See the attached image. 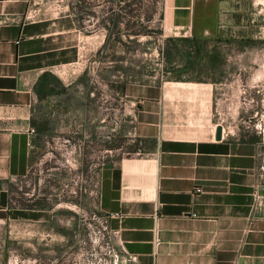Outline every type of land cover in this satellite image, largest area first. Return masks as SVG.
Returning <instances> with one entry per match:
<instances>
[{
	"label": "crops",
	"instance_id": "1",
	"mask_svg": "<svg viewBox=\"0 0 264 264\" xmlns=\"http://www.w3.org/2000/svg\"><path fill=\"white\" fill-rule=\"evenodd\" d=\"M219 2L165 1L163 23L176 31L164 37L210 38L207 9ZM33 3L39 11L27 18ZM82 18L55 14L42 0H0V264H72L77 224H62L58 205L38 193L14 191L49 136L106 153L98 210L118 214L109 229L138 264H264V137L216 112L212 80L124 82L118 69L115 80H83L81 52L102 53L105 34L86 32ZM111 82L120 100L137 105L133 114L94 110L108 101Z\"/></svg>",
	"mask_w": 264,
	"mask_h": 264
},
{
	"label": "rangeland",
	"instance_id": "2",
	"mask_svg": "<svg viewBox=\"0 0 264 264\" xmlns=\"http://www.w3.org/2000/svg\"><path fill=\"white\" fill-rule=\"evenodd\" d=\"M165 1L170 0H42V3L47 10H76L83 17L86 32L93 29L105 34L102 53L91 55L85 49L81 52L83 64L79 68L88 71L81 77L83 80L93 74L95 80L108 74L115 80L111 77L115 69L123 73L120 80L124 82L142 83L164 77L212 80L218 83L214 95L216 112L232 115L235 130L264 137V0H220L218 6L208 8V14H212L207 20L211 36L205 39L204 47L216 51L208 55L204 49L199 59L193 57V64L179 55L167 61L161 52L167 38L164 34L176 31L163 23ZM116 14L120 15L118 27L111 29ZM230 50V58L217 55ZM180 60L187 63L182 69L175 66ZM116 85L111 82L108 101L101 108L95 103L94 110L104 115L133 114L137 105L131 104L128 97L120 100ZM66 139L70 142L69 137ZM44 141L31 155L27 176L15 181V193H38L47 205H58L62 224H77V249L72 264H111V254L118 250L96 198L97 172L108 156L101 147L85 153L76 145L74 148L55 145L50 136Z\"/></svg>",
	"mask_w": 264,
	"mask_h": 264
},
{
	"label": "trees",
	"instance_id": "3",
	"mask_svg": "<svg viewBox=\"0 0 264 264\" xmlns=\"http://www.w3.org/2000/svg\"><path fill=\"white\" fill-rule=\"evenodd\" d=\"M127 6L129 5L127 4ZM123 10H126V6L123 7ZM119 18L120 15L116 14L111 21V29H116L118 27ZM135 34H138V32ZM105 43L106 39L103 45ZM205 43V39H199L195 37H167L166 39H164V44L161 52L165 54L167 61H172L175 55H179L185 57L187 63H193V57L197 59L200 54H203ZM166 45H168L169 48L166 47Z\"/></svg>",
	"mask_w": 264,
	"mask_h": 264
},
{
	"label": "built area",
	"instance_id": "4",
	"mask_svg": "<svg viewBox=\"0 0 264 264\" xmlns=\"http://www.w3.org/2000/svg\"><path fill=\"white\" fill-rule=\"evenodd\" d=\"M34 6H31L27 13L29 16H26L27 18H31L33 16H35L37 13H38V8L35 6L36 4H32ZM47 9V8H46ZM55 14H58V13H61L63 12L64 10L62 8H55V9H51L49 10ZM113 215H118L117 213H103V218H104V221L106 222V228H107V231L108 233L111 235V237L113 238L114 242H115V245H116V248L118 250V252L116 251H113V253L111 254V264H138L136 262V257L134 255H123L121 253V250L116 242V237H117V231L115 230H110L109 229V226H108V219Z\"/></svg>",
	"mask_w": 264,
	"mask_h": 264
},
{
	"label": "water",
	"instance_id": "5",
	"mask_svg": "<svg viewBox=\"0 0 264 264\" xmlns=\"http://www.w3.org/2000/svg\"><path fill=\"white\" fill-rule=\"evenodd\" d=\"M221 129H222V126L219 124L216 126V129H215V138L216 139H219L220 136H221Z\"/></svg>",
	"mask_w": 264,
	"mask_h": 264
},
{
	"label": "flooded vegetation",
	"instance_id": "6",
	"mask_svg": "<svg viewBox=\"0 0 264 264\" xmlns=\"http://www.w3.org/2000/svg\"><path fill=\"white\" fill-rule=\"evenodd\" d=\"M122 4H123V2H122Z\"/></svg>",
	"mask_w": 264,
	"mask_h": 264
}]
</instances>
